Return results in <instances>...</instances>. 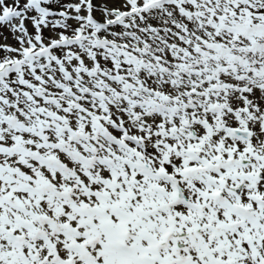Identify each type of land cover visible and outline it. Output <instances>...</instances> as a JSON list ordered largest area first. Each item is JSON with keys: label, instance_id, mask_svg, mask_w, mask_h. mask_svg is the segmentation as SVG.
Returning <instances> with one entry per match:
<instances>
[{"label": "snow or ice", "instance_id": "6c2138e0", "mask_svg": "<svg viewBox=\"0 0 264 264\" xmlns=\"http://www.w3.org/2000/svg\"><path fill=\"white\" fill-rule=\"evenodd\" d=\"M0 264H264V0H0Z\"/></svg>", "mask_w": 264, "mask_h": 264}]
</instances>
